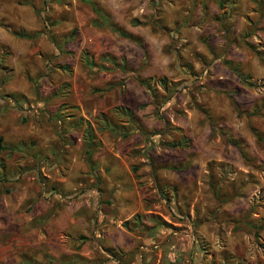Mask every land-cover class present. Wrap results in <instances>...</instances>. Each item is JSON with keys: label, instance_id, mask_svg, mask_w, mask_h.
I'll return each mask as SVG.
<instances>
[{"label": "rangeland", "instance_id": "374dc122", "mask_svg": "<svg viewBox=\"0 0 264 264\" xmlns=\"http://www.w3.org/2000/svg\"><path fill=\"white\" fill-rule=\"evenodd\" d=\"M90 1L0 0V264H264V0Z\"/></svg>", "mask_w": 264, "mask_h": 264}, {"label": "trees", "instance_id": "16d2710c", "mask_svg": "<svg viewBox=\"0 0 264 264\" xmlns=\"http://www.w3.org/2000/svg\"><path fill=\"white\" fill-rule=\"evenodd\" d=\"M84 4H87L91 7L92 13L96 16L95 19L91 21V26L97 29L107 28L112 33L116 34L119 37L128 39L132 41L133 43H137L136 40H134L130 35H128L125 31L119 29L117 26L113 25L111 23L110 19L108 17H105L97 8H94L91 4L90 0H82ZM136 24H139L137 21H133L132 25L135 26ZM85 59H87V55L85 54ZM86 61V60H85ZM227 64V63H225ZM238 79L241 83L247 85V79L242 77V75L238 74ZM143 80L147 79H141L139 80V84L143 85ZM116 113L122 114V115H131V112L127 108H119L114 109ZM99 117H95L92 124H90L88 121H84V128L81 133V141L86 144V150H85V158L88 163H90V148H95L96 145L93 144L95 140L96 132H103V131H109L114 134H121V137L127 136L126 133L128 132H122L120 130H116V127L111 123L109 118L105 114H99ZM100 118V119H99ZM99 119V120H98ZM79 121L81 119H78ZM101 122V123H99ZM189 140L185 139L183 136L180 135V133H177V138L174 141V143L171 144V147H182L187 148L188 147ZM5 147L2 145V139L0 137V152L4 151ZM125 224V223H124Z\"/></svg>", "mask_w": 264, "mask_h": 264}, {"label": "crops", "instance_id": "0c3cea01", "mask_svg": "<svg viewBox=\"0 0 264 264\" xmlns=\"http://www.w3.org/2000/svg\"><path fill=\"white\" fill-rule=\"evenodd\" d=\"M93 19H94V16L92 14H90V17L88 19V24L91 27V30H92L91 33H93V32L101 33L102 32L105 35H109V33L105 32V31H107V28L97 29V28L92 27L91 26V21ZM108 32H111V31H108ZM113 39L116 41V45H115V48H116L117 45L119 46L120 38H119V36H116ZM111 40L112 39H110V41ZM124 40H127V41L131 42L128 39H124ZM131 43H133V42H131ZM133 44L136 45L135 43H133ZM104 45H106V44H104ZM139 50H140V57L137 58V61L138 62L140 61V65H141V64H143V60L147 58V53H146V51L144 49L143 50L139 49ZM117 51H118V49H114V50L109 49L107 51L101 50V51H98V52L94 51V50H91V52H89L90 54L87 53L86 63L89 64V66L96 68L95 67V63L98 62V64H100L102 66H109L110 67L109 70L113 71V73H117V72L121 73L120 70H119V68H120L119 66L121 65L122 61L124 62L125 66H131L132 64L130 63L129 59H127V58L125 59L123 56L119 55V53ZM101 56H107L108 58H106V59L102 60V62H100L99 58ZM117 65H118V67H116ZM148 77L144 76L143 78H148ZM73 105H74V103L71 102L68 106H70V108H71V106H73ZM74 106L76 107V105H74ZM75 112H77V111L75 110ZM79 118H81V119L84 118L85 121H88L90 124H92L93 121H94L95 115L82 114L80 112H77V113H74V114L71 113L69 116H67L66 120L70 121V123H71L73 121H77ZM69 128H71V126H69ZM68 130H72V129H68ZM81 133L82 132H80V134H79L80 138H81ZM80 138H79V142H80V144H82Z\"/></svg>", "mask_w": 264, "mask_h": 264}]
</instances>
